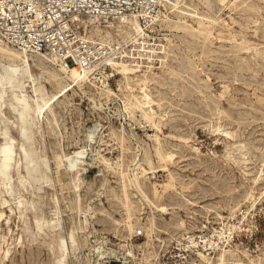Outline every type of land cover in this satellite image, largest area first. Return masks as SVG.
<instances>
[{
    "label": "rangeland",
    "instance_id": "rangeland-1",
    "mask_svg": "<svg viewBox=\"0 0 264 264\" xmlns=\"http://www.w3.org/2000/svg\"><path fill=\"white\" fill-rule=\"evenodd\" d=\"M226 1L212 30L218 39L185 42L181 35L169 36L175 46L168 70L155 71L167 83L168 119L180 124L165 126L160 136L165 148L175 152L169 171L145 165L146 160L159 165L153 153L155 132L139 113L125 112L119 76L95 79L116 95L108 101L93 89L92 98L75 86L61 91L50 78L54 71L49 65L39 70L30 63L33 81L23 79L14 89L31 109L41 111L26 117L30 140L25 145L19 136L20 107L10 90L2 93L0 146L5 138L13 139L14 155L9 192L0 184V264H54L50 247L57 237L71 249L64 264H219L221 255L223 264H264V0ZM197 8L206 12L200 4ZM165 30L159 26L157 38L170 35ZM242 41L249 52L239 51ZM7 63L0 55V68ZM150 88L153 95L160 90ZM182 89L187 96L179 95ZM216 125L221 131L214 135L210 128ZM94 127L95 137L88 140ZM170 133L187 143L163 138ZM22 144L34 155L30 166H44L35 182L26 177ZM81 148L87 157L76 178L65 170L63 156ZM98 151L110 161L122 160L124 169L139 159L143 166L132 168V174L140 178L141 191L167 210L156 213L159 209L153 208L152 215L130 189L124 200L119 177L94 160ZM36 219L57 222V230L44 226L38 233ZM130 225L141 235L129 231ZM192 242L205 246L200 248L204 259L197 258Z\"/></svg>",
    "mask_w": 264,
    "mask_h": 264
},
{
    "label": "bare ground",
    "instance_id": "bare-ground-1",
    "mask_svg": "<svg viewBox=\"0 0 264 264\" xmlns=\"http://www.w3.org/2000/svg\"><path fill=\"white\" fill-rule=\"evenodd\" d=\"M226 2H227L226 0H173V1H170L166 6H164L165 12L163 13V16H162L161 21H160V27H163L164 29H166L165 31L169 32L170 35H168V34L163 35L162 34V38H160L157 41V44L159 45L160 48L158 49V51L152 50L151 53L153 55H151V57H147V60L144 59L145 61L143 60L142 57H140V54H138L139 52H142L144 50V47H142V45L144 44V40H142L144 38V36H143V32L140 29L137 22L136 21H130L128 26L116 27V31H119V33L120 32L122 33V40L125 43H130V44H132L131 46H134V47L137 45V47L134 48V51H136L137 56L140 60H137L136 62H132V61L113 62V63H111V67L113 68V70L115 72L114 75L119 76L121 82L123 83V89L122 90L126 93V95H125L126 103L124 102V105H123L125 112L128 114H133L135 112L139 113L141 120H143L151 128V130L155 132V134L152 137L153 141L155 142V147H154L153 153H155V156H156V159H157V162L159 163V165L155 167V166H153V164L150 161H148V160L145 161V165H147L150 169H152V171L154 169L169 171V165L174 164L173 159H175V152L172 151L174 149L169 150V149L165 148V146L162 143L160 136L164 134L163 130L165 129V126H169V127H173V128H175L176 126H180V124H178V123H177L178 125L171 123L172 120L168 119V113L166 112V107H165V103H164V101L167 100V96H166V93L163 92V89L167 85V83H166V81H164V79H161L157 75V73L155 72L158 69L159 70L160 69L168 70V60L170 57L172 58V48H174V46H175L172 42L173 39L171 40L169 38V36L179 37L181 35L180 38L182 39V41H185V42H188V40H185V38L186 39L189 38L193 41H198L199 39H203V41L209 42V43H211L212 39H214V40L218 39V38L213 36L212 30H213V27L219 23L220 17L218 16V13L220 12V10L223 6L225 7ZM197 4L198 5L200 4V6H202L206 10V12L205 13L199 12L198 8H197ZM106 36L109 37L110 36L109 33H107ZM163 41L165 43H163ZM141 42H142V44H141ZM239 46L241 47L239 51H242L244 53L249 52L251 50V48L248 45H246L245 41H242L239 44ZM127 54H129V53H127ZM0 55L2 57L6 58L7 61L10 62V63H7L6 66H3L2 68H0L1 69L0 70V99H2V93H5L7 90H10L11 94L13 96V100H15L17 105L20 107L17 110L19 112V119H18L19 120V136L21 137L22 143L24 145L27 144L30 140V136H29L30 135L29 134L30 129H29V125L27 124L26 117L30 114V111H32V110L34 112L39 113V114L41 111H40V108L38 106L35 108V110L31 109L25 103L24 99L20 100L14 94V89L18 88V85L20 84V82L23 79H25V80L31 79L33 81V77H32L31 72H30L31 64L33 65V67H35L39 70L44 69L45 65H49V67H51L54 71L50 74V78L52 79V81L56 85L61 86V91H65L66 87H74L75 86V87H79V89L83 88L84 90L82 91V93L87 94L89 96V98H92L91 96H94V93H92L93 90H95V95H97V94L103 95L105 98H107L108 101L110 100L111 96H114V97L116 96L111 91V89L107 85H105L104 83L99 82L100 84L98 85V82L95 80L97 78L96 76H92V78H90V77H88V75L82 74V73H80L74 69L65 70V69L57 68L56 65L52 61H50L49 59H46V58L39 56V55L27 53L25 50L15 49V48L11 47L10 45H8L1 37H0ZM132 55H133V53H132ZM263 61H264V59H263ZM141 72H143V73H141ZM107 77H111V76L107 75ZM178 80H179V78L178 79L175 78L173 84L176 85L177 84L176 81H178ZM153 85L160 87V90H156V92L154 91L156 93L155 95H153V91L150 88ZM33 92L36 94V92H38V90H36V88L34 87ZM187 94H188V92L185 91L184 89L179 91L180 96H183V95L187 96ZM46 115H48V114H46ZM52 121H53V119H52ZM136 122H137V120H136ZM46 124H48V123H46ZM139 126H141V124H139ZM210 129H212L211 133L214 135H215V133H218L219 130L221 131V129H219V126H217V125L211 127ZM95 132H96V127H94V129H92L88 133L87 139L88 138L92 139ZM226 135H228V134L226 133L225 136ZM163 138L174 140V141H177V142L183 143V144L187 143V141H188L187 138H185V137H183L177 133H176V135L170 133L168 135L163 136ZM230 138H232V137H230ZM122 140L123 139H121V141ZM23 144L21 146V150L23 153V161H24L23 164H24V170L26 173V177L28 179L32 180L33 182H35L38 180L36 173L37 174L40 173L39 178L44 174L43 173L44 166H43V164L38 165L37 167L30 166V163L32 162L34 155L32 154V152L30 150L27 151L23 147L24 146ZM189 149H191V148H189ZM176 152H178V151H176ZM13 155H14L13 139L5 138V142L0 146V184L2 185V187L4 188V190L6 192H9V189H10L8 187L7 181L9 180L8 176H9V173H10V170L12 167ZM86 157H87V152H86V150H84V148H81L79 151L73 152L71 155H67V156L64 155L63 158H64V161L66 162L65 170H67V172L74 173L75 177L77 178V176H79V172H78L79 167L81 165L82 166L85 165ZM95 158L96 159H94V160L98 164H100V166H103V168H105L107 170V172H109L112 175H117L119 177L120 183H121V193H122V196L124 197V200H126V201L129 200L128 197L130 195L128 193V189H130L134 195L139 196L142 199V201L145 202V204L149 207L152 215L154 214L153 208L159 209L158 205H155L147 197V195L144 192L145 190L141 191L140 188L142 186L140 183V178H136V177H134V174H132L133 173L132 168H136L137 166L138 167L143 166V164L140 163L139 159L134 158L130 162V164L125 165L126 169H124L123 161L120 160L119 158L115 159V161H110L109 159H107L103 155H101L99 151L97 152V157H95ZM170 180H174L171 175H170ZM77 181H79V179H75L73 181V187L76 189L78 187H80V186H77ZM168 185H165V187H167ZM55 197L56 196H54V198ZM115 199H116V197H115ZM3 204H5V202H3ZM71 205H73V204L71 203ZM166 210L167 209H165V208L164 209L160 208L158 211H155V212L159 213V212L166 211ZM126 211H127V213L129 212V208L127 205H126ZM85 213H86V211H85ZM165 214H167V213H165ZM1 216H2V213H0V218H1ZM83 217H84V215H83ZM56 220H58V219H56ZM181 224H183V223L181 222ZM44 226L49 231H52V232L56 231L57 227H58L57 222H55L53 220L44 221L42 219L41 220L36 219L35 228H36V231L38 233L42 231ZM118 227H117V229H118ZM183 227L184 226H182V228ZM128 229H129V231H131V230H134V232L137 231L136 229H133L131 227V225L128 226ZM125 232H126V230H125ZM221 234H222V232H221ZM68 239L71 243V248H73L74 242H75L73 235L69 234ZM192 244L196 248L195 252H196L197 258L201 259V260L204 259V257H205V254L203 253L204 250H202L200 248L204 249L205 246L201 247L199 245V244H202V242H199V243L198 242H192ZM184 248H185V250H183V251H185V252H188L190 250L189 249L190 247H188V246H185ZM50 250H51V253H52L53 258H54V264H64L67 256L70 254L69 251L71 249L69 250L67 240L62 239L60 237H57V238L53 239V245L50 247ZM223 258H224L223 255H221L219 257V262H218L219 264L226 263V262H224ZM207 263L213 264L214 262L207 261ZM227 264H229V262ZM235 264H237V263H235Z\"/></svg>",
    "mask_w": 264,
    "mask_h": 264
},
{
    "label": "built area",
    "instance_id": "built-area-1",
    "mask_svg": "<svg viewBox=\"0 0 264 264\" xmlns=\"http://www.w3.org/2000/svg\"><path fill=\"white\" fill-rule=\"evenodd\" d=\"M170 1L0 0V37L15 49L49 59L57 68L113 78L111 63L140 60L134 51L137 45L125 43L116 27L137 22L144 36V50L138 54L147 60L160 48L156 35Z\"/></svg>",
    "mask_w": 264,
    "mask_h": 264
}]
</instances>
